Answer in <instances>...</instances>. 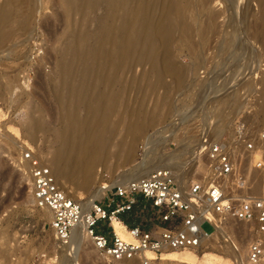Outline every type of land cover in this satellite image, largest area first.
Masks as SVG:
<instances>
[{"label": "rangeland", "instance_id": "374dc122", "mask_svg": "<svg viewBox=\"0 0 264 264\" xmlns=\"http://www.w3.org/2000/svg\"><path fill=\"white\" fill-rule=\"evenodd\" d=\"M119 1L16 2L23 6L25 15L37 13V18L31 32L10 39L12 44L19 45L21 59L16 54L0 52V264L117 263L101 258L89 235L86 249L77 254L70 245L63 247L52 225L51 210L36 203L23 155L31 148L57 176L56 163H63L66 158L61 130L72 139L84 132V123L93 117L97 131L109 125L116 131V141L126 138V151L130 139L136 137L129 159L113 153L98 161L90 186H82L77 171L58 177L69 196L84 202L99 186L115 185L118 174L134 169L148 151L161 162L168 152L179 149L181 154L172 162H178L181 170L177 178H200L198 174L207 171L205 158L199 157L196 166L191 159L198 158L193 152L201 131L198 123L203 121L201 115L210 121L212 107L216 108L226 96H234L237 109L220 115L217 122L228 119V123L234 124L235 116L245 114L256 127H264V95L260 97L264 46L259 43L264 30L257 28V22L264 21V0H248L246 7L239 6L237 0H214L220 7L225 6L226 11L219 15L225 27L224 31L214 32L204 48L202 64L197 66L200 72L190 69L194 56L187 49L178 51L171 40L161 44L156 35L146 30L150 24L167 25L168 5L177 6L182 0H158L141 14L135 10L139 0H124L122 6ZM238 1L244 6L245 1ZM5 3L6 0H0V6ZM8 6L12 7V2ZM18 26L19 22L13 21L9 29ZM119 38L124 47H133L134 62L119 72L118 79L108 71L111 58L107 53L113 52ZM81 61L88 63L86 85ZM155 62L163 74L161 82L155 72L145 77ZM183 76L186 79L180 82ZM186 119L184 124L194 132L188 145L176 139V134L186 130L179 129ZM241 176L251 187L250 195H264V166H257L249 158L241 167L238 181ZM141 202L145 200L141 198ZM137 209L136 206L126 213L136 216ZM126 213L121 216L127 218ZM233 218L219 224L220 233L215 232L202 251L239 264L240 260L230 254L226 240L240 247V259L244 262L251 234L246 222L237 226ZM202 226L208 231L213 229L209 222ZM232 228L237 232L233 233ZM120 264L141 263L135 259Z\"/></svg>", "mask_w": 264, "mask_h": 264}, {"label": "built area", "instance_id": "2783aa9c", "mask_svg": "<svg viewBox=\"0 0 264 264\" xmlns=\"http://www.w3.org/2000/svg\"><path fill=\"white\" fill-rule=\"evenodd\" d=\"M237 116L233 132L224 131L222 136L215 135L211 127L206 130L204 120L198 123L202 132L197 149L208 160L215 176L196 182L191 190L168 167L153 169L144 177L108 187L95 200L86 222L99 251L110 259L140 257L141 264H156L163 252L171 248L202 246L218 223L236 217L248 224L251 234L244 264H264V195H250L251 187L243 176L234 183L236 191L229 185L230 173L236 165L241 168L247 159L264 166V127H256L245 114L236 119ZM24 159L28 162L37 204L53 210L56 236L61 243L68 244L72 226L80 221V205L60 186L50 165L31 148ZM238 190L246 191L245 195L236 194ZM136 206V216L126 213ZM114 216L125 223L133 239H126L116 231L112 223ZM204 222H209L213 229L206 230L202 226ZM146 250L155 252L157 258L147 256Z\"/></svg>", "mask_w": 264, "mask_h": 264}, {"label": "bare ground", "instance_id": "6f19581e", "mask_svg": "<svg viewBox=\"0 0 264 264\" xmlns=\"http://www.w3.org/2000/svg\"><path fill=\"white\" fill-rule=\"evenodd\" d=\"M9 1L12 2L13 4L12 7L8 6ZM22 1L24 2L25 0H17L16 2L21 3ZM150 1L151 2H149V0H139L138 8H137V5H135L136 7L135 10L137 9L138 12H140V14L143 12H147L148 10H150V8H152L155 5V3L158 0H150ZM16 2L15 0H6V3L0 6V52L4 54H11V55L16 54L18 55V58H19L22 56V53L20 52V49H19V45L12 44L10 42V39L13 36L22 37L23 35L31 32L32 24L34 20H36L37 18V13L33 14L32 16L25 15L22 10L23 6L20 7V3H16ZM86 2H90V1H86ZM247 2L248 0H243L244 6H242L243 5L242 1H240L239 3V1L237 0V4L241 7L248 6ZM124 3H125L124 0L119 1V4H121L120 6H122ZM175 4L171 3L168 5L169 10L166 11L167 12V25L163 27L162 26L156 27L150 24L146 26V30L151 32L153 36L156 35V37L158 38L161 44L166 45L171 40V41H174L175 44H177V47L179 48L178 51L187 49L188 52L194 56L193 63L191 64L190 69L191 70L194 69L196 72H200L197 66L203 61L204 48H206V46H208V44L210 43V38L212 34L214 32L216 33V31L218 30H221V29L223 30V28L225 27L224 26L225 21L219 19L220 13L226 11V9L224 8L225 6L220 7L218 4H215L214 0H182L180 3L177 4V6H175ZM19 16H22V17L20 18ZM13 21H18L19 26L16 27L15 29H12V28L9 29V25ZM257 26H258L257 28H261L262 30H264V21L259 20L257 22ZM222 34L223 33H221V36ZM259 41L258 42L261 43L260 45L263 47L264 46V34H263V37L259 36ZM114 47L115 49L113 50V52H110L109 55L107 53V57L111 58L108 71L114 77L119 79L118 77L119 72L123 70L124 68H127L128 66L130 67L132 63L134 62L133 47L131 48L124 47L121 38L118 39L117 45H115ZM4 54H2L3 57H4ZM81 63L84 66V73L82 77L84 81V78L87 77V74H88V63L84 61H81ZM1 67L4 68L3 65H1ZM154 72L156 73L158 81L161 82L163 79V74L158 69L156 62L152 64L151 71L149 73H145V77L147 78L151 73L153 74ZM88 79L89 78L87 77V80ZM185 79L186 78H184V76L181 77L180 82H184ZM260 79H261L260 80L261 93L260 92L259 93L261 97L264 95V69L261 73ZM87 80L84 81L85 85H86ZM98 94H99V91H97V96H99ZM237 105H238V101L235 100L234 96L232 97L226 96L224 101L220 103L216 108L212 107L210 114H209L210 121H207L205 117L201 115L202 116L201 118L206 123V127H207L206 130H208L211 127V130L213 131V133L218 136H222L224 131L233 132V124L228 123L230 122V120L226 119L224 122L219 120L217 122V119L222 114H228V113L230 114L232 111H235L237 109ZM187 120L188 119L183 121V124L179 128V129L185 128L186 130L184 132H181L182 131L181 130L180 131L181 133L176 134V139H178V141H180L182 144H185V145L190 144V142L192 141V134L194 133L192 132L191 129L189 130L186 124H184V122L186 123ZM95 125L96 124H95L93 117L89 118V120L84 123V126H85L84 132L81 131L80 133L76 135V137L72 139H68V137L65 135V130L63 131L61 130L62 132L61 133L62 135L61 144H63V152L66 155L65 156L66 158L63 161V163L62 162L56 163L57 180L59 176L63 177L64 175H68L70 173L72 174V173H75V171H77L79 172V176L83 180L82 186L88 187L91 185L93 181L92 172L96 164L98 163V161L104 158L108 159V156H110L113 153L115 154V156H121L124 159H129L131 157L133 145L136 139L135 136H133L130 139L129 147H128L129 150L127 149L126 151L124 150V147H123V143L126 142L125 137H122L121 139H118L119 141L118 140L116 141V138H115L116 131L113 128H111L109 125H106V127H103L97 131ZM230 127H231V130H230ZM201 129H203V127ZM115 141L117 142L116 143L117 149L114 150L112 146L115 144ZM197 143H196V146L193 152L198 155V158L196 155H195L196 157L194 156L191 157V159L194 158L193 160L194 166L197 165V162L199 161V157H203L199 154V151L197 149L198 147ZM154 144L155 143L152 142V144L150 145L153 146ZM25 153L23 155V161L28 166L27 160L24 159ZM178 154H181L179 153V149L177 151L168 152V154L164 156L163 158L164 162L163 161L160 162V161H157V158L154 157V154L152 152L148 151L144 155L143 161L142 162L140 161V163H137L134 169L118 174V180L115 182V184L127 183L133 179L144 177L148 173H150L153 169H157L161 167L170 168L175 174L176 179L183 186H185L187 190H191L192 186L196 182H200L203 178L210 179L212 176H215L214 169L208 165V160L204 157L205 159L203 160L206 162L207 171L205 173L203 172L202 174L203 176L201 174H198V177L200 178H196L193 180L192 179L188 180L184 176L178 179L177 176L179 173H181V170L180 168L177 167L178 162L177 163L175 162V164L172 163L175 161V157H178ZM236 159H237V151L235 152V163H237ZM240 171H241V168L238 165H236L233 172L230 173L229 175V179H230L229 185L234 191L237 190L236 185L234 183L238 182L237 177H239ZM31 180H32V177H31ZM31 183H32V188H33V193H34L33 182L31 181ZM111 186L113 185L108 184V187H111ZM108 187L99 186L95 191L93 190L94 192L92 196L84 202H78L75 200L80 205V208H81L80 209V221H78L72 226L71 240L68 244L61 243L59 239L57 238L59 243L63 247H67L68 245H70L69 248L73 250L74 254H77L81 250L86 249L85 248L86 236L89 235L87 231V224H86L87 216L91 212V209L94 205V201L98 198H101L104 195ZM237 192L238 193L236 194L242 195V191L238 190ZM35 200H36V197H35ZM40 207H45V208L50 209L52 212V219H53V210L50 207L48 206H40ZM233 219H235L237 226L242 227L243 220L236 218V217H234ZM112 223L114 224L116 231L122 237L126 239H133L125 223L120 218L114 216ZM222 223L223 222L218 223L216 230L209 234V238H207V241H205V243H203L202 246L196 247V248H185V249L171 248L163 252L162 256L156 260V264H160V263L165 264L166 262H173V261L184 262L187 264H233L231 260L223 259L219 256H216L213 253L202 251L203 249L202 247L206 244V242L210 241V239L215 237L216 235L215 232L220 233L219 224H222ZM232 230H234L233 233L237 232L236 228L235 229L232 228ZM55 234H56V231H55ZM89 237L93 241L96 247V250L98 252V255L101 258L108 260V262H117L116 264H120L121 261L131 260V262H133V260L136 259V260H139L141 263L140 257H134L130 259H126V258L110 259L105 254L99 251L92 237L90 235ZM226 241H227L226 242L227 246L229 247L230 254L237 260H240L239 264H244L246 261L243 262L240 259V257L242 256V253H241L242 251H240L241 250L240 247H238V245L233 244V242H231L229 239H227ZM145 253L147 256H150L151 258H157L156 253L151 250H146Z\"/></svg>", "mask_w": 264, "mask_h": 264}]
</instances>
